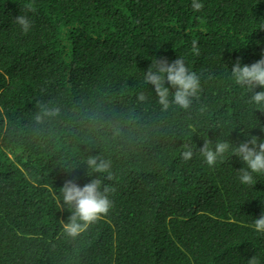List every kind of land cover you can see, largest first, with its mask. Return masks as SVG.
<instances>
[{
    "label": "trees",
    "instance_id": "16d2710c",
    "mask_svg": "<svg viewBox=\"0 0 264 264\" xmlns=\"http://www.w3.org/2000/svg\"><path fill=\"white\" fill-rule=\"evenodd\" d=\"M199 2L0 0V264H264V175L242 184L238 157L210 168L198 151L205 138L264 140V111L229 78L264 54V0ZM179 56L201 90L165 111L144 72ZM41 106L59 114L37 123ZM90 156L111 161V180L88 175ZM96 178L116 189L113 207L73 239L59 189Z\"/></svg>",
    "mask_w": 264,
    "mask_h": 264
},
{
    "label": "clouds",
    "instance_id": "9594fccd",
    "mask_svg": "<svg viewBox=\"0 0 264 264\" xmlns=\"http://www.w3.org/2000/svg\"><path fill=\"white\" fill-rule=\"evenodd\" d=\"M191 7L198 12L203 8V4L199 0H192ZM24 9L30 12L36 11L32 4L24 5ZM15 23L21 27L25 34L31 28V21L26 15L16 16ZM191 51L197 56L200 54L196 40L192 41ZM229 78L234 85L250 94L246 103L252 107L253 111H264V91H255L258 86L264 88V54L261 59L251 65L242 66L240 60L237 59L230 70ZM166 82L176 89L175 92H170L169 88L165 87ZM144 84L154 86L158 107L165 111L171 105L183 110L189 109L193 99L198 98L201 90L199 75L189 68L181 56L171 63L166 58L159 60L153 58L149 69L144 72ZM145 99L144 93L141 92L138 95V100L144 101ZM59 111V108L56 107L41 106L35 120L37 123H42L44 118L54 117L59 114ZM257 125L258 123L253 127ZM261 130L264 131V127ZM198 151L204 163L210 168L218 162H223L226 155L238 157L244 165L238 171L242 184L253 186L257 182L254 174L264 175V140L257 136L249 135L245 141H241L238 145L226 138L218 137L215 142L205 138L203 146ZM179 155L182 161L188 162L194 157L195 151L191 145L185 144ZM86 163L90 169L89 176L93 173H107V179L113 178L110 160L90 156ZM115 191L116 189L111 185H104L100 178L92 179L83 187L73 180L65 181L59 189V199L62 202L61 206H66L71 215L68 217L67 223L61 221L63 233L75 239L86 232L92 224L106 217L113 207L111 196ZM253 228L256 232L264 233V212L259 218L253 220ZM247 264H259V262L253 256L247 261Z\"/></svg>",
    "mask_w": 264,
    "mask_h": 264
}]
</instances>
